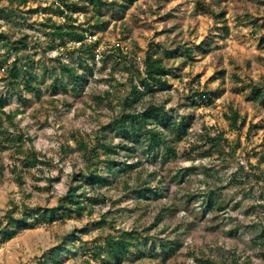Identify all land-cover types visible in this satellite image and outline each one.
Masks as SVG:
<instances>
[{"label": "rangeland", "instance_id": "1", "mask_svg": "<svg viewBox=\"0 0 264 264\" xmlns=\"http://www.w3.org/2000/svg\"><path fill=\"white\" fill-rule=\"evenodd\" d=\"M56 3L57 0H28L26 5H11L9 0L0 1V9L10 13L8 18L0 17V31L10 34L11 41L28 36L29 48L19 57L24 63L29 61L24 54H31L39 82H46L40 98L23 90L24 99H20L9 91L4 111L17 113L15 122L33 139L23 151L33 147L50 163L40 165L41 170L34 168L15 175L12 168L20 165L23 155L15 147L4 148L0 143V220L14 208L18 217L23 212L40 217V209L56 208L58 200L76 183L74 176L87 166L76 150V139L81 135L88 140L107 126L120 113L118 102L129 93L128 74L121 64L112 70L110 63L105 65L99 60V54L93 63L94 75L81 95H52L47 69L58 65V58L72 64L79 56L77 53L71 58L70 51L59 55L65 47L71 50L78 46L70 39L60 51H50L51 39H45L40 30L48 17L63 23L55 12L43 11L55 9ZM80 5L86 8L75 13L74 18L88 30L87 42L99 41L97 53L120 47L143 69L151 47L159 54L178 48L191 50L190 58L176 55L164 61L175 74L168 77L172 87L149 101L165 103L175 120L194 117V122L187 138L177 145L175 159L166 158L162 163L154 161L148 150L138 151L135 158H127L122 152L116 162L119 166L110 164L112 171H119L114 185L101 191L105 204L96 206L91 215L84 212L80 217L59 218L52 223L40 220L36 228L0 243V264H83L90 258V251L102 250L107 235L132 229L148 239V245L141 247L147 255L128 259L124 264H163L160 239L181 244L164 264H264V179L260 180L264 163L258 165L264 154V105L251 100L253 86L264 90V0H138L123 18L104 8L100 24L91 6L84 2ZM203 5L213 13L202 11ZM34 9L38 13L30 14ZM220 15L223 18L219 19ZM106 21L109 25L104 27ZM207 45L211 50L204 56L197 48ZM9 49L3 46L0 51V58L10 56L9 62L0 67V95L8 90L10 70L17 57ZM111 73L116 82L109 84ZM105 91L113 93L114 109L107 101L99 103L96 99ZM206 91L212 92L211 104L190 105L189 97ZM195 100L199 101V97ZM231 111L246 119L244 127L239 128L240 119L238 127L231 128L225 118ZM3 117L0 111V119ZM4 126L9 127L7 122ZM221 133L228 141L222 142L226 146L223 155L210 152L208 142V137ZM119 140L117 137L115 143ZM192 147L195 151H191ZM138 159L143 165L136 170L121 165ZM99 168L106 176L112 175L109 167ZM191 168L193 171L187 172ZM154 171L156 179L149 176ZM19 175L22 185L17 181ZM46 177H59L60 181L49 190ZM140 184L160 190L165 198L137 200L133 191ZM210 193L226 207L225 212L208 210ZM87 194H91L90 190ZM193 195L199 198L189 200ZM75 230L80 231L76 233L79 241L64 240ZM58 246L66 250L54 261L46 253Z\"/></svg>", "mask_w": 264, "mask_h": 264}, {"label": "trees", "instance_id": "2", "mask_svg": "<svg viewBox=\"0 0 264 264\" xmlns=\"http://www.w3.org/2000/svg\"><path fill=\"white\" fill-rule=\"evenodd\" d=\"M137 1L57 0L55 9H50V7L43 9L45 13L52 11L63 19V23H58L51 17H48L44 23H41L42 27L40 30L44 33L45 39L47 37L51 39L50 43H48L50 46L49 50L60 51L61 45H65L68 39L75 45H78L74 46L71 50L65 47V51H60L59 53V55H63V52L70 51L68 53L71 58L74 54L78 53L79 56L74 63L70 64L58 58V65L52 66L49 69L50 71L47 69V75L52 79L49 86L52 95H58L60 92L81 95L88 83L89 77L94 75L93 63L96 62L99 54V60L105 65L110 63L112 70L121 64V69L128 74L129 93L118 102L120 113L107 126L101 127L88 140L81 135L76 139V150L81 153L82 158L87 162V166L85 170L74 176L76 183L58 200L57 207L54 209H40L38 211L41 214L40 217H35L36 213L28 215L25 212L18 217L15 214L16 208L8 211L5 218L0 220V243L13 239L23 230L36 228L40 220L45 223H52L59 218L71 219L76 215L80 217L84 212L91 215L96 206L105 204L106 197L101 191L114 185L115 178L117 177L116 174L119 171L116 172L118 168L112 171L110 164H114L115 167L119 166L116 162L122 152H126L127 158H135L137 154H140L138 151L142 150L143 152L148 150L153 155L154 161L159 160L162 163L166 162V158L170 160L176 158V147L187 138L192 128L194 117L175 120L172 111L167 110L165 103L157 104L149 100L151 99L150 97H154L158 93L165 92L172 87L168 82V77L174 74V72L173 69L165 65L164 61L168 58H177V56L179 58H190L191 50L187 48L181 50L178 48L159 54L154 47H151L146 54L144 68L142 69L135 58L124 55L120 47L97 53L99 41L87 42L86 34L88 30L85 29L84 24L78 23L77 19L74 18L75 13L86 8L80 5V2L91 6L97 12L96 23L100 24V16L104 8L113 10L115 15L123 18ZM9 2L11 5H26L28 0H9ZM200 8L207 13H213L208 6L203 5ZM29 13L37 14L38 11L34 9L30 10ZM9 15L8 10L0 9V17L8 18ZM218 18H223V15H220ZM103 25L107 27L109 22L106 21ZM224 30L228 32V27L225 26ZM27 38L28 36L26 35L21 39L11 41L10 34L0 31V51L3 46H8L9 50L17 55L10 70L11 81L7 85L8 90H6V93L0 95V111L4 115L0 119L1 146H4V148L15 147V151L23 155V159L19 161L20 165L15 164L12 168V172L15 175L19 171H30L38 168L40 165L49 166L50 164L46 160L45 155L39 153L33 147H30L27 151H23L26 143H31L33 139L22 131L15 122L17 113H7L4 111L5 106L10 100L9 91L15 93L20 99H24L22 98L23 90L26 93H34L36 97L40 98L42 95V84L46 85L45 81L42 84L39 82V78L35 73L37 64L32 59V55L25 53L24 56L29 61L24 63L19 57L20 53H24L29 48ZM197 49L205 56L211 50V47L207 45L205 48L198 47ZM9 57L3 56L0 58V67L9 62ZM224 74L225 72L223 71L220 76L223 77ZM112 81L116 82L113 73H111L108 83L110 84ZM111 86L114 88L113 85ZM211 95V91L196 92L188 99L190 105L193 107L200 104L209 105L212 103ZM196 97H199V101L195 100ZM96 99L99 103L107 101L108 106L114 109L113 93L111 91H105L103 95H99ZM251 100L264 105V90L253 86ZM225 118L230 123L232 129L238 127L240 119L239 128L244 127L246 123V119L241 118L236 111H231L229 115L226 114ZM5 122L8 123L9 127L4 126ZM117 137L120 140L118 143H115ZM208 142L211 143L210 152H217L221 155L226 154V146L222 142L228 141L224 139L222 133L215 137H208ZM195 149V147H192L191 151H195ZM262 163H264V154L258 160V165ZM99 165L109 167L112 175L106 176L105 172L100 170ZM121 165L125 169L136 170L143 163L142 159H138L135 163L129 164L127 161H124ZM241 168L244 170V167ZM38 170L41 169L38 168ZM191 171H193L192 168L187 170V172ZM260 174H262L260 180H263L264 173ZM177 175L180 176L181 173ZM149 176L156 179L158 174L154 171ZM17 181L19 184H23L21 175L17 177ZM46 181L48 182L47 188L50 190L53 188L54 183L60 181V178L46 177ZM126 189H130L128 184L126 185ZM87 190H90V195L87 194ZM133 193L136 195L137 200L158 201L165 198L160 190H156L147 184L138 185ZM210 195V201L207 205L208 210L225 212L226 207L218 204L213 193H210ZM189 198V200H196L199 197L193 195ZM30 219L32 220L30 221ZM104 222H101V224H104ZM77 232L80 231L75 230L74 233L67 235L64 240L70 242L79 241V238L76 236ZM159 242L160 252L164 258L162 263L164 264L168 258L170 259L178 251L181 244L178 241L163 239H160ZM147 245L148 239L142 237L138 230H123L119 234L107 235L102 250L96 249L90 251V258L82 262L83 264H93L92 261H100L103 264H124L128 259L145 257L147 253L142 248ZM65 250L66 248L58 246L50 249L46 255H50L56 261Z\"/></svg>", "mask_w": 264, "mask_h": 264}]
</instances>
